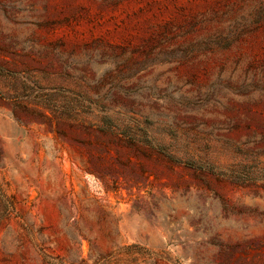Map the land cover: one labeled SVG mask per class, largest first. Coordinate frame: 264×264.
Wrapping results in <instances>:
<instances>
[{
  "label": "rangeland",
  "instance_id": "374dc122",
  "mask_svg": "<svg viewBox=\"0 0 264 264\" xmlns=\"http://www.w3.org/2000/svg\"><path fill=\"white\" fill-rule=\"evenodd\" d=\"M0 264H264V0H0Z\"/></svg>",
  "mask_w": 264,
  "mask_h": 264
}]
</instances>
